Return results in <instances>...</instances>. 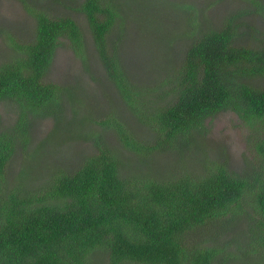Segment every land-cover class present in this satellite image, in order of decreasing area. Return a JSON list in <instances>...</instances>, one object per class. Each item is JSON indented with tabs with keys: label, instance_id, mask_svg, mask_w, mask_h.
<instances>
[{
	"label": "trees",
	"instance_id": "16d2710c",
	"mask_svg": "<svg viewBox=\"0 0 264 264\" xmlns=\"http://www.w3.org/2000/svg\"><path fill=\"white\" fill-rule=\"evenodd\" d=\"M181 5L189 42L180 67L142 89L128 81L108 37L121 20L119 2L82 0L76 7L86 16L108 80L138 123L153 132L150 143L137 139L115 112L101 120L93 112L80 114L87 107L81 105L82 89L46 79L61 38L86 65L82 31L73 18L32 9V40L8 34L13 52L0 63V100L19 103L20 114L15 132L12 126L0 130V264H89L95 251L106 254L108 264H228L241 247L239 255L264 259V85L251 84L264 77V37L255 46L239 44L240 32L230 21L212 28L196 22L194 4ZM66 100L71 118L80 119L62 115ZM224 111L235 112L256 136L257 165L247 173L200 155L197 170L123 174L120 151L96 140V154L71 172H52L38 191L6 182L17 143H26L20 138L29 113H56L48 143L62 131L76 137L86 120L112 129L124 147L147 160L153 153L191 148L205 120ZM239 218L247 220L243 241H220Z\"/></svg>",
	"mask_w": 264,
	"mask_h": 264
},
{
	"label": "rangeland",
	"instance_id": "374dc122",
	"mask_svg": "<svg viewBox=\"0 0 264 264\" xmlns=\"http://www.w3.org/2000/svg\"><path fill=\"white\" fill-rule=\"evenodd\" d=\"M81 1L0 0V63L13 52L7 40L8 34L19 42L32 40L36 26L32 9L45 12L52 18H73L82 31L86 65L79 55L75 54L70 41L61 38L46 79L63 86L77 84L84 96L81 105L87 106L81 107L80 114L93 112L92 117L101 120L105 113L115 112L121 121L130 124L137 139L150 143L154 140L153 132L138 123L106 76L94 47L86 16L76 8ZM117 1L121 8V20L115 23L108 37L117 45L118 57L128 81L140 89L152 88L156 82L169 77L180 67L189 42L185 37L188 26L185 21L187 13L186 9L182 10L181 4H194L197 23L203 22L217 28L230 21L240 32L239 44L255 46L258 38L264 37V0ZM251 84L264 85V77L254 78ZM19 110V103L0 100V130L12 126L15 132V129L19 128ZM54 115L56 113L26 114V133L20 138L25 139L26 143L24 147L17 143L15 153L5 170L6 182L9 185L40 190L52 172L57 169L71 172L85 157L96 154V140H101L105 145L120 151L123 174L140 170L143 172L147 168L163 170L164 173L167 172L165 175H175L184 168L189 171L188 167L197 170V166L201 164L198 159L200 155H205L208 161L224 163L229 170L239 174L247 173L257 165L256 136L252 127L247 126L233 111L220 112L207 118L204 126L193 136L191 148L153 153L147 160L124 147L112 129L86 120L82 122L80 129L74 132L76 137L66 138L67 132L62 131L55 135L58 141L48 143L50 139L45 137L55 128ZM62 115L72 121L81 117L71 118L73 112L67 100ZM79 133L99 135L81 138ZM40 144L42 148L39 147ZM246 226L247 220L239 218L222 231L220 241L236 243V239L241 240L246 235L243 233ZM237 250L242 253L245 247L236 249L237 258L228 264H264V259L252 258L254 254L248 253L242 256ZM89 264H108L107 255L95 251Z\"/></svg>",
	"mask_w": 264,
	"mask_h": 264
}]
</instances>
